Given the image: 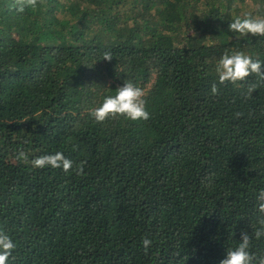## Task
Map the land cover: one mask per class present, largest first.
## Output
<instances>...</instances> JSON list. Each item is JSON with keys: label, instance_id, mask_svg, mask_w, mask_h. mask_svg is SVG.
Returning <instances> with one entry per match:
<instances>
[{"label": "trees", "instance_id": "obj_1", "mask_svg": "<svg viewBox=\"0 0 264 264\" xmlns=\"http://www.w3.org/2000/svg\"><path fill=\"white\" fill-rule=\"evenodd\" d=\"M18 8L0 0V230L16 244L8 264H219L242 231L260 227L264 82L221 84L216 67L234 52L264 62V36L229 30L236 17L264 18V0ZM125 81L144 91L151 118L97 123L91 110ZM57 151L74 167L86 161L84 174L30 163ZM250 251L264 256V236Z\"/></svg>", "mask_w": 264, "mask_h": 264}, {"label": "clouds", "instance_id": "obj_2", "mask_svg": "<svg viewBox=\"0 0 264 264\" xmlns=\"http://www.w3.org/2000/svg\"><path fill=\"white\" fill-rule=\"evenodd\" d=\"M41 0H15L19 6L18 10L23 11L25 7L35 9ZM229 30L238 33L240 36H264V18H254L246 15L243 18L236 17L229 24ZM113 56L110 52H105L103 60L111 61ZM216 72L221 84L230 82L236 84L238 81H245L250 75L264 82V62L253 59L250 55L243 52L225 53L218 61ZM256 85L248 88V95L255 91ZM213 94L218 93V88L214 84L211 89ZM144 91L135 86L131 81H125L123 86L116 89L115 95H109L104 98L102 104L91 110V115L97 123H103L106 120H115L118 117L125 119L149 120L150 113L146 110V100ZM15 159L28 163V155L19 150ZM34 168L43 169L51 167L52 169H62L64 172L75 171L77 175L84 174L86 161L78 165L66 158L64 153L57 151L54 154L38 156L30 161ZM258 211L261 216L258 220L259 228L250 235L247 231H242L240 240L235 248H228L225 257L220 260L219 264H264V256L257 257L250 251L253 236L260 239L264 236V189H261L257 195ZM152 241L148 238L142 239V245L147 253ZM16 244L12 238L4 231L0 230V264H8L9 257L12 256Z\"/></svg>", "mask_w": 264, "mask_h": 264}]
</instances>
